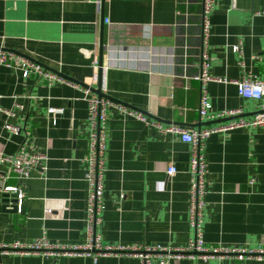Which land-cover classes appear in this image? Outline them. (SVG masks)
Here are the masks:
<instances>
[{"label": "crops", "instance_id": "0c3cea01", "mask_svg": "<svg viewBox=\"0 0 264 264\" xmlns=\"http://www.w3.org/2000/svg\"><path fill=\"white\" fill-rule=\"evenodd\" d=\"M201 0H0V49L39 64L86 88L100 86L110 102L144 111L162 126L186 130L209 125L199 118V84L182 77L177 23L190 14L197 23ZM216 0L209 15L208 74L232 83L210 82L212 109H240L244 117L258 102L238 96L234 81L245 71L264 77V0ZM106 20L108 22H106ZM191 42L196 29L191 28ZM240 44L238 53L232 46ZM102 47V54L101 48ZM101 60V63H100ZM98 67L93 69V62ZM100 71V74H99ZM196 69L190 68L189 75ZM100 76V79H99ZM3 108L12 110L11 134L0 115V156L28 152L46 155V170L19 185L20 212L5 209L0 196V244L29 243L45 237L52 244L85 240L87 185V104L75 86L37 76L23 78L0 67ZM103 98V97H102ZM116 100V101H112ZM110 108L106 122L103 203L96 226L103 245L184 247L193 236L187 223L190 145L177 136ZM49 108L62 110L50 115ZM225 121L219 122L223 124ZM218 124V123H217ZM207 165L203 197V240L207 246L264 250V127L211 135L204 145ZM172 165L176 173L168 177ZM250 180H255L249 185ZM49 210L50 214L45 215ZM0 264H139L134 256H107L93 262L79 256L5 254ZM169 264H264L243 256Z\"/></svg>", "mask_w": 264, "mask_h": 264}, {"label": "built area", "instance_id": "2783aa9c", "mask_svg": "<svg viewBox=\"0 0 264 264\" xmlns=\"http://www.w3.org/2000/svg\"><path fill=\"white\" fill-rule=\"evenodd\" d=\"M216 0H201V9L198 14L199 20L192 24L189 20L190 14L177 12V17H184L179 21L177 27L178 38L181 44L168 52L175 59L176 49H179L181 59L182 77L191 79L199 84V102L196 109L200 119L209 125L192 130H186L176 124L162 126L159 122L151 121L149 117L138 110L125 108L121 105H113L108 99L99 97L91 90V85L86 88L80 87L62 78L59 74L43 69L39 64L26 60L15 53L0 49V67L18 71L23 78L30 75L37 76L48 84L58 82L78 88L84 94L87 104V154L84 158L86 165L85 183L87 185V215L85 219L86 233L82 244L62 245L52 244L44 236L26 244L14 242L12 244H0V256L5 254H40L46 258L58 256H79L91 258L97 262L99 258L107 256H134L139 264H169L171 260L198 259L201 261L222 260L228 256L248 255L256 260H264V250H240L237 248H224L221 246H207L203 240L202 219L206 188L207 165L204 158L205 141L213 134L227 133L237 129H254L264 127V77L247 72L243 64L240 65L242 73L238 80L234 81L238 96L245 100L258 102L257 111L250 117H244L240 109H224L215 112L209 101L207 85L210 82L232 83L227 79L213 78L208 74L210 57L208 55L207 40L210 30L209 15L215 6ZM231 8H235V0H232ZM264 16V12L256 13ZM106 22H108L106 20ZM196 29L194 40H190V29ZM240 44L232 46L233 53L240 52ZM264 60V55L255 57ZM93 69L98 67L94 61ZM190 68L196 69L195 74L189 75ZM0 96V115L6 119L4 128L11 134H18L19 128L12 125L9 120L14 116L12 110L2 107ZM122 114H126L137 121L156 128L161 134L177 136L182 143L190 145V156L188 163L189 188H188V211L187 223L193 231V236L184 247H172L162 245H134V246H111L103 245L96 226L101 221L104 211L103 203V177H104V155L106 140V122L110 116V108ZM50 115L61 114L62 110L49 108ZM228 119L223 124L215 122ZM214 122V124H210ZM46 155L42 153L28 152L24 143L15 154L0 156V196L12 195L16 200V212H20L25 200L23 189L17 184H11V180L21 181L30 178L32 173L38 170L40 173L46 170ZM176 173V168L170 165L166 170L168 177ZM255 180H250L253 185ZM10 208V207H8ZM50 214L49 210L45 215ZM264 228V226H263Z\"/></svg>", "mask_w": 264, "mask_h": 264}, {"label": "water", "instance_id": "95a60500", "mask_svg": "<svg viewBox=\"0 0 264 264\" xmlns=\"http://www.w3.org/2000/svg\"><path fill=\"white\" fill-rule=\"evenodd\" d=\"M101 49V54H102V47L100 48ZM100 63H101V60H100ZM99 74H100V71H99ZM99 79H100V76H99ZM92 91L97 94L99 97H103V98H106V99H109L110 98H107L106 96H104L103 94H101V90H100V86H98V88L95 90V89H92ZM112 101H116V100H113L111 99ZM141 113H143L144 115H146L147 117L149 118H152V119H155L153 118L152 116H150L149 114H147L146 112L144 111H141ZM228 119H225V120H222V121H227ZM222 121H218V122H215V123H219V122H222ZM210 124H214V122H211ZM3 203H4V208L5 209H9V211H12V212H16L17 209H16V200H15V197L12 196V195H3ZM10 207V208H8Z\"/></svg>", "mask_w": 264, "mask_h": 264}]
</instances>
